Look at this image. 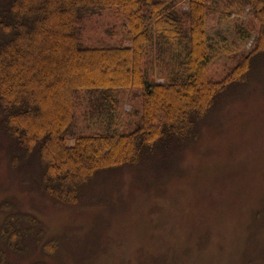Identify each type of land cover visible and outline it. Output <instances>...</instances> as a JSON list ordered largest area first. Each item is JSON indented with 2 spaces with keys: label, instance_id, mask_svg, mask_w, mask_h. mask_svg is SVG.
Masks as SVG:
<instances>
[{
  "label": "rangeland",
  "instance_id": "obj_1",
  "mask_svg": "<svg viewBox=\"0 0 264 264\" xmlns=\"http://www.w3.org/2000/svg\"><path fill=\"white\" fill-rule=\"evenodd\" d=\"M219 1L206 4L207 32L225 38L229 52L208 66L214 82L228 77L260 32L249 8ZM177 7L184 16L189 10L187 0ZM80 17L81 47L131 45L120 9L90 8ZM256 65L248 82L219 98L195 142L102 172L71 204L43 190L38 153L25 154L0 124V226L9 214L6 202L27 219L20 223L19 254L0 239L4 264H264V59ZM147 67L160 83L170 70L156 56ZM93 95L99 96L77 95L68 145L80 136L128 134L138 125L139 87L115 93L118 114L108 125L85 116L86 96Z\"/></svg>",
  "mask_w": 264,
  "mask_h": 264
},
{
  "label": "trees",
  "instance_id": "obj_2",
  "mask_svg": "<svg viewBox=\"0 0 264 264\" xmlns=\"http://www.w3.org/2000/svg\"><path fill=\"white\" fill-rule=\"evenodd\" d=\"M180 1L0 0V124L25 154L38 153L42 188L57 200L74 203L100 173L136 167L166 148L195 142L219 98L248 82L264 59V0L219 1L229 9L249 8L260 32L226 79L210 81L208 66L229 52L225 38L219 42L207 32L212 0H187L185 16ZM100 7L121 10L130 46L81 47L80 14ZM152 56L170 67L162 83L149 78ZM131 87L141 89L143 105L132 132L80 136L68 145L79 93L99 94L86 96L85 116L108 125L118 114L115 93ZM4 206L9 214L0 226L2 247L19 254L20 223L27 219L8 202Z\"/></svg>",
  "mask_w": 264,
  "mask_h": 264
}]
</instances>
